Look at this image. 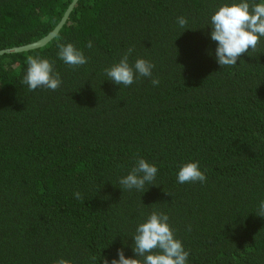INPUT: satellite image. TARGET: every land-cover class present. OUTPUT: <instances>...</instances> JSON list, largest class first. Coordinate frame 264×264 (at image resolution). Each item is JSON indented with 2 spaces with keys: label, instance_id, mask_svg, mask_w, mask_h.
Listing matches in <instances>:
<instances>
[{
  "label": "trees",
  "instance_id": "1",
  "mask_svg": "<svg viewBox=\"0 0 264 264\" xmlns=\"http://www.w3.org/2000/svg\"><path fill=\"white\" fill-rule=\"evenodd\" d=\"M71 1L0 0V49L45 36ZM232 3L78 0L45 46L0 56V264L134 257L131 236L154 210L188 264H264V37L220 67L207 24ZM58 43L87 63L65 64ZM129 47V64L150 61L152 77L116 85L104 69ZM29 55L53 63L57 90L21 83ZM138 158L157 167L156 185L122 190ZM190 161L205 182L177 181Z\"/></svg>",
  "mask_w": 264,
  "mask_h": 264
},
{
  "label": "clouds",
  "instance_id": "2",
  "mask_svg": "<svg viewBox=\"0 0 264 264\" xmlns=\"http://www.w3.org/2000/svg\"><path fill=\"white\" fill-rule=\"evenodd\" d=\"M177 22L182 29H186L187 19L178 17ZM211 27L210 38L216 42L215 58L220 67L235 66L242 54L255 51L264 37V0L256 3L255 0H239V3L222 4L217 7L210 16L207 24ZM88 48L92 42L88 41ZM57 55L60 60L72 68L87 63L83 52L72 43H58ZM133 48L122 55L117 63L104 69L107 79L116 85L130 86L139 77H152L154 65L143 58H137L133 64H129L128 58ZM26 70L21 83L27 85L30 91L37 88H46L52 91L61 86V78L54 71L53 63L46 58L31 55L26 57ZM153 86L159 84L157 78H152ZM157 167L143 158H138L135 165L125 175L120 177V188L136 189L143 193L153 183L157 174ZM207 179L200 170L199 163L190 161L183 163L177 171V181L181 184ZM147 185V187H146ZM75 199H81V194L75 192ZM256 215L264 217V200H261ZM169 217L161 211H152L140 222L132 237V250L134 257L125 256L122 249L117 250V257L109 261L103 258L101 264H188L189 252L186 251L182 242L175 238L171 229ZM190 231V228H189ZM94 264L96 257L90 258ZM53 264H71L69 260L60 258Z\"/></svg>",
  "mask_w": 264,
  "mask_h": 264
},
{
  "label": "water",
  "instance_id": "3",
  "mask_svg": "<svg viewBox=\"0 0 264 264\" xmlns=\"http://www.w3.org/2000/svg\"><path fill=\"white\" fill-rule=\"evenodd\" d=\"M77 1L78 0H72L69 3V5L67 6L66 10L64 11L58 23L45 36L41 37L40 39L34 42L28 43V44L14 46V47L6 48V49H0V56L4 54H10V53H20V52L30 51V50L45 46L49 41H51L58 34V32L60 31V29L66 22L70 12L72 11Z\"/></svg>",
  "mask_w": 264,
  "mask_h": 264
}]
</instances>
